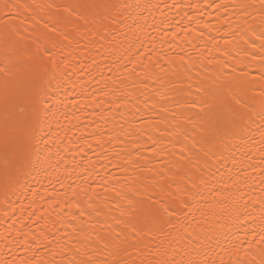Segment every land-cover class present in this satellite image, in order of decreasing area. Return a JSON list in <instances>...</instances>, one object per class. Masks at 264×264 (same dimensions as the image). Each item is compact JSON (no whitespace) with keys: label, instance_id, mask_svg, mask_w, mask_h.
<instances>
[{"label":"snow or ice","instance_id":"1","mask_svg":"<svg viewBox=\"0 0 264 264\" xmlns=\"http://www.w3.org/2000/svg\"><path fill=\"white\" fill-rule=\"evenodd\" d=\"M0 217V264H264V0H0Z\"/></svg>","mask_w":264,"mask_h":264},{"label":"bare ground","instance_id":"2","mask_svg":"<svg viewBox=\"0 0 264 264\" xmlns=\"http://www.w3.org/2000/svg\"><path fill=\"white\" fill-rule=\"evenodd\" d=\"M21 198H23V197H21ZM14 199H15V197H14ZM9 222H10V221H6V220H4L3 217H0V232L3 231L4 227H5L6 224L9 223ZM33 227H35V225H34ZM18 251H21V252H22V250H18Z\"/></svg>","mask_w":264,"mask_h":264}]
</instances>
